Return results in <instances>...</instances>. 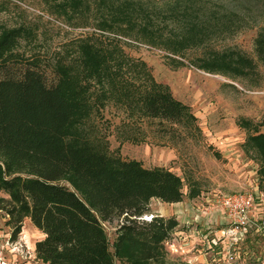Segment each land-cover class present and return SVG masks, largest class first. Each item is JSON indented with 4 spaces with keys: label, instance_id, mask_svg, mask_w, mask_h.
Listing matches in <instances>:
<instances>
[{
    "label": "trees",
    "instance_id": "1",
    "mask_svg": "<svg viewBox=\"0 0 264 264\" xmlns=\"http://www.w3.org/2000/svg\"><path fill=\"white\" fill-rule=\"evenodd\" d=\"M59 1L57 9L66 16L87 11L92 3ZM93 2L104 26L116 25L125 32L136 28L153 44L156 33L147 26L152 18L138 2ZM196 5L195 0H181V10L175 9L188 18L184 27L192 34L205 25L204 12ZM2 34L0 53L5 55L17 39H28L32 33L21 26ZM165 42L180 46L181 37ZM255 52L264 65V26L255 39ZM1 55L0 191L7 198L0 197V211L8 217L11 237L20 234L23 220L29 218L43 235L35 244V254L45 264H114L100 221L121 220L112 245L116 258L126 264H166L165 244L178 226L176 218L156 213L150 222L136 218L151 211L152 199L182 202V178L168 169H147L138 161L110 154L88 123L103 100H115L131 112L186 129L196 121L190 109L155 82L145 63L127 57L113 40L106 44L90 38L79 41L77 57L57 64L52 79L34 60L23 61L13 53ZM225 60L237 62L240 57L226 53L203 67L219 71L228 67ZM91 88H96L95 97ZM259 126L263 132L248 135L244 149L254 154L264 190V117ZM62 180L74 189L61 184ZM187 189L189 199L199 195L194 186Z\"/></svg>",
    "mask_w": 264,
    "mask_h": 264
},
{
    "label": "rangeland",
    "instance_id": "2",
    "mask_svg": "<svg viewBox=\"0 0 264 264\" xmlns=\"http://www.w3.org/2000/svg\"><path fill=\"white\" fill-rule=\"evenodd\" d=\"M134 1L152 18L147 26L156 33L153 44L136 28L125 32L116 25L104 26L93 0L89 10L68 16L57 9L59 0H0V39L2 31L21 26L32 33L28 39H17L15 47L0 55L13 53L23 61L34 60L52 79L54 67L73 61L79 41L90 38L105 44L116 41L127 57L145 63L155 82L190 109L196 119L192 127L139 115L115 100H103L92 111L88 129L105 141L110 154L138 161L147 169L160 167L177 174L184 182L183 193L189 185L199 191V199L191 205L194 210L199 202V210H213L223 218L208 235H216V245L188 249L181 242V250L178 246L172 250L166 244L165 263L264 264V211L260 204L264 190L254 154L244 149L248 135L263 132L259 123L264 117V65L257 58L255 39L264 26V0H195L205 21L202 31L195 34L185 30L188 18L176 14L181 0ZM176 37H181L180 46L165 42ZM226 53L237 54L240 60H225L228 67L219 71L203 67ZM91 91L95 97L96 88ZM60 183L74 189L68 180ZM237 192L252 194L255 209L232 240L226 235L230 223L216 199ZM0 197L7 198L1 191ZM172 213L166 216L175 217ZM100 222L114 264H126L114 256L112 246L118 221ZM181 229L184 233L190 230L187 225ZM11 233L8 217L0 211V264H45L35 254V244L43 235L29 218L23 220L15 239Z\"/></svg>",
    "mask_w": 264,
    "mask_h": 264
},
{
    "label": "crops",
    "instance_id": "3",
    "mask_svg": "<svg viewBox=\"0 0 264 264\" xmlns=\"http://www.w3.org/2000/svg\"><path fill=\"white\" fill-rule=\"evenodd\" d=\"M187 193L188 189L183 193L184 198L180 203L165 204L157 199H152L149 203L151 212L156 213L161 217H167L166 214H168L169 211H172V214L178 222V226L173 230L170 239L166 244L172 250H176L175 247L177 246L181 250V242L188 249L193 248L195 245H216V235H213L212 237H208V235L211 234L212 231L210 230L213 229L214 225L218 221L222 222L223 218L221 216L219 217L215 212H212L213 210H207L206 212L199 210V202L198 205H196L197 209L194 210L191 205L199 199V195L196 198L189 199ZM198 210L200 211V214H196V211ZM204 214H206L207 217H204ZM184 225H187V228L190 229L188 233H184L182 229L180 230V227ZM212 242L215 244H212Z\"/></svg>",
    "mask_w": 264,
    "mask_h": 264
},
{
    "label": "built area",
    "instance_id": "4",
    "mask_svg": "<svg viewBox=\"0 0 264 264\" xmlns=\"http://www.w3.org/2000/svg\"><path fill=\"white\" fill-rule=\"evenodd\" d=\"M262 197V194H259ZM255 197L249 193L237 192L232 194H225L218 196L216 203L220 207L225 220L230 223V229H228L226 235L230 239H235L239 235L244 226L248 222V216L255 209ZM260 204L264 211V202L260 198ZM154 215L151 213H145L136 220L141 222H150L153 219ZM121 224V220L118 222V225ZM212 244H215L212 242Z\"/></svg>",
    "mask_w": 264,
    "mask_h": 264
}]
</instances>
